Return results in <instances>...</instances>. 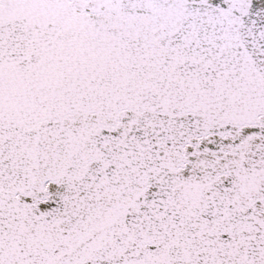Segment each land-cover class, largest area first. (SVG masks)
Returning a JSON list of instances; mask_svg holds the SVG:
<instances>
[{
	"label": "snow or ice",
	"instance_id": "snow-or-ice-1",
	"mask_svg": "<svg viewBox=\"0 0 264 264\" xmlns=\"http://www.w3.org/2000/svg\"><path fill=\"white\" fill-rule=\"evenodd\" d=\"M0 264H264V0H0Z\"/></svg>",
	"mask_w": 264,
	"mask_h": 264
}]
</instances>
